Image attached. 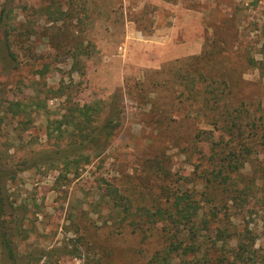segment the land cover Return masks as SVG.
I'll return each instance as SVG.
<instances>
[{
  "label": "rangeland",
  "instance_id": "1",
  "mask_svg": "<svg viewBox=\"0 0 264 264\" xmlns=\"http://www.w3.org/2000/svg\"><path fill=\"white\" fill-rule=\"evenodd\" d=\"M4 6L0 0V12ZM7 7L17 67L0 61V98L26 103L29 121L4 126L0 145L47 149L57 142L56 133L45 136L48 122L69 108L97 105L96 126L115 93L123 112L102 155L78 176L34 169L9 184L19 214L7 220L23 217L27 230L14 239L20 258L47 253L41 264H155L165 223L138 216L171 204L165 188L197 200L205 214L221 199L218 218L247 232L257 264H264V0H12ZM248 52L258 68L247 64ZM200 55L205 60L194 59ZM221 60L232 80L229 111L243 105L241 122L251 127L254 118L257 127L258 139L247 146L213 130L217 114L199 103L202 94L210 98L200 75L221 83ZM220 137L238 144L235 151L248 147L238 170L222 174L236 182L232 193L209 181L219 168L211 139ZM228 157L221 154V165Z\"/></svg>",
  "mask_w": 264,
  "mask_h": 264
},
{
  "label": "trees",
  "instance_id": "2",
  "mask_svg": "<svg viewBox=\"0 0 264 264\" xmlns=\"http://www.w3.org/2000/svg\"><path fill=\"white\" fill-rule=\"evenodd\" d=\"M11 1L5 0V6L0 12V28H5L3 36L0 37V61L5 68L14 70L17 67V58L11 50L10 32L8 30L11 9H8L7 5ZM215 50L217 49L215 48ZM219 53L221 58L227 54V49L222 47V43ZM203 55L194 59L197 61L205 60ZM247 55V64L252 68H258L260 62L253 58L249 52ZM223 64L221 60V83L216 86H213L212 82L204 81L200 75L204 86L202 92L210 95V98H206L202 94L199 103L208 113L210 111L217 114L211 116L213 122L210 126L214 127L213 130L224 132L229 143L236 141L247 146L246 143L252 138L258 139L257 127L254 118L248 122L251 127L246 122L245 124L241 122L246 116L243 115L245 111L243 105L240 104L234 111H229L232 106L227 103L225 97L231 93L229 81L232 82V80H230L229 69L225 68ZM188 84L193 88L196 81L191 80ZM2 93L3 91L0 89V97ZM194 96L196 98V95ZM119 98L120 94L115 93L109 102L104 103L106 115L102 122L96 126H92L94 121L91 120V115L97 116L100 113L101 108L96 107L97 105L69 108L67 113H64L59 119L48 122L45 136L52 138V135L56 133L57 142L42 151L27 148L25 144H20L18 149L13 146L14 144L0 145V264H41L48 255L44 253L33 259L30 257L27 259L20 258L14 239L21 235L24 238L27 230L23 229L21 225L24 221L23 217L21 219L14 218L11 221L7 220L8 216L15 217L19 214L10 200L9 184L15 181L19 174L34 169L59 172L61 176L64 175L65 177L68 175L78 176L84 166L89 165L93 159L102 155L120 124L123 112L118 107ZM4 101L0 98V134L3 127L11 124L13 119L26 118L25 122L18 120V125H26L29 121L26 103ZM219 109H221L220 112H218ZM208 115L203 114V117L208 118ZM241 115L242 117H240ZM260 118L261 116H258V122ZM197 137L198 134H196ZM229 143L224 140V137H220L218 140L211 139L210 144L211 158L217 159L215 165H218L219 168L213 176L214 179L209 181L215 183L219 191L224 193H232L234 190H231V187L235 186L236 182H233L232 178L222 176L223 172L233 173L237 171V164L243 159L244 150L248 149L244 146V148L241 147L240 152L235 151L238 144ZM20 148L23 150V154L18 158L16 153L21 150ZM225 152L226 157H229L224 158L221 165V154ZM239 156L240 158H238ZM167 191L162 188V193L167 195L166 203H171L169 206L157 207L155 214H149L147 210H144L138 216L139 218L146 217V220L151 221L155 218V223L160 221L165 223L162 232L165 235L166 244L162 251L163 255L157 253L153 257L152 260L155 264H174L176 258L179 259L178 264H257L253 250V239L245 231H237L233 226H224L223 220L218 218V213H221V199L218 200L219 205L212 207L209 211L213 213L211 215L210 213L205 214L204 210L197 208V200L189 199L186 194L179 195L177 193L174 195L171 194V191ZM216 197L217 195L212 199L215 200ZM125 207L128 208L126 205ZM121 213L127 216L133 215L128 209L121 210ZM136 225L140 227L141 224L137 223ZM140 231L144 233L142 229ZM231 243L234 244L230 252L227 248ZM227 254L230 255L227 256Z\"/></svg>",
  "mask_w": 264,
  "mask_h": 264
}]
</instances>
